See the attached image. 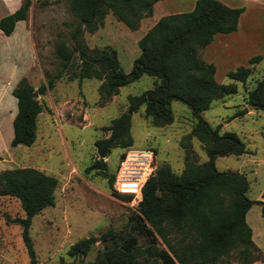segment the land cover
<instances>
[{
	"label": "trees",
	"instance_id": "obj_1",
	"mask_svg": "<svg viewBox=\"0 0 264 264\" xmlns=\"http://www.w3.org/2000/svg\"><path fill=\"white\" fill-rule=\"evenodd\" d=\"M154 1L66 0L75 17L68 34L70 42L57 39L53 50L60 68H65L74 55L77 56L78 63L70 77L78 81L83 77L99 79L96 89L100 105L118 91V86L142 73L154 77L151 87L126 95L129 111L122 110L101 126L108 133L93 140L94 157L85 171H100L111 187L117 165L108 172L102 157L112 147L131 145L130 112L140 105L150 124L156 126L172 120L169 103L173 98L184 102L192 116L188 131L178 140L183 148L180 172L171 170L164 161L155 164L141 185V195L128 215L126 230L118 234L107 226L97 235L79 237L67 247V254L78 258L69 264H207L232 250L237 251L240 264H250L260 258V251L251 238V228L244 214L250 203L257 202L264 215V202L246 196L247 181L243 174L215 167V155L239 154L244 150V142L232 131H219L218 124L211 126L201 115L213 99L234 92V82L244 81L249 73L248 65H237L226 71L230 81L217 82L213 63L200 55L215 32L235 29L242 7L229 6L220 0H194L188 10L160 15L137 39L138 53L127 72L120 67L111 46L88 47L84 42L82 32L96 30L108 12L129 29H135L141 17L151 14ZM30 2L20 0L17 7L0 16L3 34H9L15 21L26 17ZM260 59V54H253L247 62ZM51 85L52 80L48 78L34 88L22 76L11 88L15 112L11 118L10 145L33 142L36 115L42 110L36 95L44 93ZM245 99L253 108L264 110V73L246 90ZM191 136L200 141L207 159L196 161ZM123 156L124 150H121L118 161ZM56 181L54 175L33 166L0 169V194L16 197L23 211L22 216L11 220L20 224L29 264H36L28 232L30 218L43 206L53 204ZM122 194L126 199L131 195ZM139 234L146 238L145 245L137 242ZM158 238L164 246L157 244ZM96 240L102 243L101 247L91 259L83 261L82 257Z\"/></svg>",
	"mask_w": 264,
	"mask_h": 264
},
{
	"label": "rangeland",
	"instance_id": "obj_2",
	"mask_svg": "<svg viewBox=\"0 0 264 264\" xmlns=\"http://www.w3.org/2000/svg\"><path fill=\"white\" fill-rule=\"evenodd\" d=\"M181 1L160 0L155 3L149 18L158 15L162 4L174 9H185ZM7 2L13 4L15 0ZM226 2L241 6L246 15L255 14L257 28H264V5H257L251 0ZM2 11L4 8L0 6V13ZM74 21L75 17L68 9L66 0H31L25 28L31 33L35 47L32 49L26 42L23 48L19 46L17 49L15 39L20 37L19 25L14 40L8 41L7 35L0 32V169L33 166L54 175L57 180L53 204L43 206L30 218L28 232L36 264L75 263L78 258L66 252L70 243L88 234L97 235L107 226H111L118 234L123 233L128 227V215L136 206V202L130 203L131 195L126 199L122 193L112 191L113 187L108 186L106 177L100 171H85L84 168L94 157L93 140L108 133L101 126L108 124L122 110H128L126 95L151 87L154 77L142 73L138 78L118 86V91L100 105L96 89L99 79L83 77L78 81L76 77H70L71 71L76 69L77 56L74 55L65 68H60L53 50L57 39L70 42L68 34ZM143 27L144 21L135 29H129L108 12L102 25L93 32L83 31L82 38L88 47L111 46L120 67L127 72L138 53L136 41ZM222 34H215L211 47L201 56L212 61L214 79L222 83L230 81L226 71L237 65H248L249 73L244 81L234 82V92L213 99L201 111V115L211 126L218 124L219 131H232L244 142V150L239 154L215 155V167L243 174L247 181L246 196L264 202V110L253 108L245 99L246 90L264 73V44L242 37L239 40L231 39L225 45ZM253 54H260L261 59L248 63L247 58ZM22 76L34 88L48 78L52 80V85L44 93L36 95L42 103V110L36 115L33 142L29 145H10L9 118L15 111L11 88ZM169 105L172 120L160 126L150 124L143 114L142 105L130 112L132 143L127 148L112 147L102 157L108 172L118 165L119 152L124 150L125 153L131 148H150L153 151V165L164 161L171 170L180 172L183 167V148L178 140L188 131L192 116L189 107L178 99H171ZM190 145L196 161L207 159L200 141L194 136L190 138ZM22 215L16 197L0 194V264H29L20 235V224L11 220ZM244 219L260 251V258L250 264H264V215L260 213L259 203H250ZM137 242L145 245L147 240L139 234ZM157 244L164 246L160 238ZM101 245L96 240L82 260L91 259ZM207 264H240V261L237 251L232 250Z\"/></svg>",
	"mask_w": 264,
	"mask_h": 264
},
{
	"label": "crops",
	"instance_id": "obj_3",
	"mask_svg": "<svg viewBox=\"0 0 264 264\" xmlns=\"http://www.w3.org/2000/svg\"><path fill=\"white\" fill-rule=\"evenodd\" d=\"M159 1L160 0H155L153 2L151 14L153 12V8H154L155 3L159 2ZM220 1H222L223 3H225V4L229 5V6H237V5H234L232 3H227L226 0H220ZM251 1L254 2L257 5H264V0H251ZM19 3H20V0H15V2L13 4H9V2H7V0H0V6H2V8H4V12L6 10L5 13L12 11L15 7L18 6ZM181 3L185 4V6H186L185 9H178V8L174 9V8L168 7L165 4H162V5L160 4L161 7H160V10L158 12V15H156V17L149 18V17H151V14L148 15V16L141 17L140 20H139V24L144 21V27L139 32L138 36H141L144 33V31L160 15L165 14V13H169V12L188 10V9H190L192 7V5L194 3V0H182ZM4 12L2 11V13H0V16L5 14ZM25 18L16 20L15 23H14L12 31L9 34H6L7 35L6 39L8 41L14 40L13 38H14V36L17 33V26L19 25L18 27H19V30H20V37L17 36L16 39H15L16 40V44H17L16 45L17 49H18L19 46L21 48H23V46L25 45L26 42L31 46L32 49L35 47V43H34V40L32 38L31 33L28 31V29L26 30V28H25ZM255 18H256L255 14H253L252 16H250L249 14L248 15L244 14L243 8H242V10L240 11V13L238 15V19H237V23H236L235 29H233L231 31H228V32H215L213 34V36H212V39L202 48L201 53H200L201 56H204L205 53H206V50L209 47H211L210 45H212L211 43H212L213 37H215L216 33H224L222 35H223L224 40H225L224 41L225 45H227L229 40H231V39H235V38L241 39L242 37L243 38L244 37H248V39H251L250 41H257L258 43L260 42V44H264V28L262 30L257 28L258 26L255 24ZM139 24H138V26H139ZM145 24H146V26H145ZM256 50H253L252 52H257ZM250 54H252V53H250ZM204 60L208 61V62H212V61H210V59H204ZM213 74H214V72H213ZM12 115H13V112H12ZM12 115L9 118L10 121H11Z\"/></svg>",
	"mask_w": 264,
	"mask_h": 264
},
{
	"label": "built area",
	"instance_id": "obj_4",
	"mask_svg": "<svg viewBox=\"0 0 264 264\" xmlns=\"http://www.w3.org/2000/svg\"><path fill=\"white\" fill-rule=\"evenodd\" d=\"M153 167V151L150 148L128 149L116 166L111 186L116 192L131 193L130 203H137L141 185Z\"/></svg>",
	"mask_w": 264,
	"mask_h": 264
},
{
	"label": "water",
	"instance_id": "obj_5",
	"mask_svg": "<svg viewBox=\"0 0 264 264\" xmlns=\"http://www.w3.org/2000/svg\"><path fill=\"white\" fill-rule=\"evenodd\" d=\"M250 106H251V104H249ZM128 111H129V109H128Z\"/></svg>",
	"mask_w": 264,
	"mask_h": 264
}]
</instances>
